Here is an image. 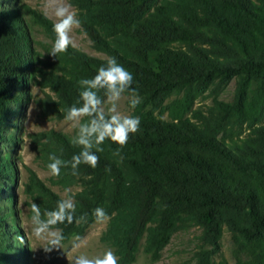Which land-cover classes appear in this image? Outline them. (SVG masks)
Wrapping results in <instances>:
<instances>
[{
  "label": "trees",
  "instance_id": "trees-1",
  "mask_svg": "<svg viewBox=\"0 0 264 264\" xmlns=\"http://www.w3.org/2000/svg\"><path fill=\"white\" fill-rule=\"evenodd\" d=\"M70 2L94 47L133 74L141 124L120 156L106 141L95 169L81 165L73 176L61 168L59 184L81 187L76 216L87 214L84 223L57 225L65 240L83 233L95 221L93 209L103 207L110 216L105 237L119 264L135 261L143 236L145 252L158 258L176 232L192 227L199 234L191 264H229L215 260L225 230L234 264H264V0ZM26 43L17 16L0 11V142L32 66ZM63 55L72 71L52 85L67 110L78 81L93 77L107 58L71 49ZM79 151L67 138L52 154L70 160ZM6 160L0 157V184ZM1 219L3 256L10 238Z\"/></svg>",
  "mask_w": 264,
  "mask_h": 264
},
{
  "label": "rangeland",
  "instance_id": "rangeland-1",
  "mask_svg": "<svg viewBox=\"0 0 264 264\" xmlns=\"http://www.w3.org/2000/svg\"><path fill=\"white\" fill-rule=\"evenodd\" d=\"M57 2L69 6L78 15V9L70 0ZM49 3L50 0H0V11L15 14L23 26L29 48L26 56L32 62L26 85L23 90L17 91L21 101L13 105V114L1 134L4 139L0 142V157L7 159L9 169L0 184V218L4 233H9L10 246L3 249L0 264H69L71 256L76 254L73 244L78 241L82 242V246L76 251L89 256L106 249L115 253L105 237L108 221L103 224L93 221L83 233L64 240L63 249L47 254L39 248L40 242L29 234L30 206L33 202L40 206L43 213L52 210L54 203L66 195H71L76 202V195L81 190L79 185L59 184L57 177L51 176L47 169L51 162L49 156L57 142L71 139L75 134V130L64 120L66 110L52 85L57 78L69 76L72 64L63 54L57 58L48 54L54 41L52 34H55L42 21L46 18L53 26L55 18L52 10L46 7ZM71 36L74 46L69 49L85 56L108 58L106 53L94 47L81 25L73 29ZM232 91L233 83L221 94V98L230 100ZM202 102L201 99L198 104ZM119 110L123 114L136 115L127 98L120 101ZM154 114L169 119L166 112L155 111ZM198 234L199 230L195 227L176 232L158 258L145 252L146 237L143 236L135 261L131 264H191ZM17 236L24 237L22 245L17 242ZM231 249L230 234L225 230L220 254L215 260L223 259L234 264Z\"/></svg>",
  "mask_w": 264,
  "mask_h": 264
},
{
  "label": "clouds",
  "instance_id": "clouds-1",
  "mask_svg": "<svg viewBox=\"0 0 264 264\" xmlns=\"http://www.w3.org/2000/svg\"><path fill=\"white\" fill-rule=\"evenodd\" d=\"M46 7L52 10L55 18L52 28L55 39L48 54L57 58L60 54L66 53L70 46H74L71 33L73 29L80 27L81 22L76 12L71 11L69 6L58 3L57 0H50ZM133 79V74L118 63L115 57H109L93 77L78 81V98L66 110L64 120L75 130L70 143L80 151L70 160H62L55 154L50 155L51 162L47 169L51 176L58 177L62 167H70L73 176L79 174L81 165L95 169L99 162L97 153L104 151L102 145L106 141L118 146L114 155L120 156L130 135L140 130L141 121L138 116L123 114L119 110L120 101L125 98L133 110L141 103V97L132 87ZM105 171H110V168H106ZM30 212L29 234L32 239L40 242L39 248L46 254L63 249L65 237L57 225L65 223L71 225L74 222L80 224L87 219V214L76 216V204L71 195L57 201L53 210H46L43 213L40 206L33 202ZM92 216L97 224L110 220L103 207L94 208ZM16 240L21 245L24 243L23 236H17ZM81 246L82 242L79 241L73 244V251L76 254L71 256L69 264H119L117 256L111 249L89 256L76 251Z\"/></svg>",
  "mask_w": 264,
  "mask_h": 264
}]
</instances>
